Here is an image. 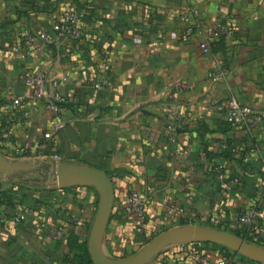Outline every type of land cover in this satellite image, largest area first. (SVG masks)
Masks as SVG:
<instances>
[{"label": "crops", "instance_id": "obj_1", "mask_svg": "<svg viewBox=\"0 0 264 264\" xmlns=\"http://www.w3.org/2000/svg\"><path fill=\"white\" fill-rule=\"evenodd\" d=\"M187 7L200 21L233 25L235 34L202 54L198 37H179ZM64 11L79 15L80 39L61 42L59 57L25 54L22 30L49 31ZM211 57L227 69L221 81L206 77ZM25 65L56 75L59 92L76 98L57 117L59 129L51 139L43 134L54 117L34 105L30 88L17 78ZM104 78L111 86L96 88ZM180 85L192 88L168 99L167 88ZM14 94L20 105L9 115L2 104ZM228 97L264 111V0H0V157L9 164L26 163L56 153L60 160L104 171L113 185L102 237L109 258L127 257L153 235L186 224L244 239L236 220L262 199L255 183L264 189V121L252 128L229 123L215 108ZM171 104L185 120L174 142L164 130ZM225 149L232 156H223ZM215 167L222 169V178ZM233 176L238 183L230 182ZM45 179L33 168L0 174V193L10 191L0 202V264H65L75 254L71 241L87 247L96 189L58 188ZM129 190L147 197L141 223L122 210ZM21 207L31 213L15 222ZM258 222L264 226V206ZM56 224L68 227L61 241L47 234ZM257 245L264 248V238ZM194 252L213 263L226 254L211 245L175 243L146 264H182L192 261Z\"/></svg>", "mask_w": 264, "mask_h": 264}, {"label": "built area", "instance_id": "obj_2", "mask_svg": "<svg viewBox=\"0 0 264 264\" xmlns=\"http://www.w3.org/2000/svg\"><path fill=\"white\" fill-rule=\"evenodd\" d=\"M197 11L192 7H187L186 11L181 15V20L184 23L179 37L182 40L194 36L198 37L200 52L204 55L211 54L212 47L222 38H231L235 34V27L230 24L222 23L218 20L210 22L200 21L197 18ZM83 34L80 26L79 15L72 11H64L58 19L50 24V30L41 29L33 31L23 29L20 35L19 44L24 49L25 54L32 55L33 53L43 54L47 57L60 56L56 51L57 46L63 41H77ZM227 69L215 58L211 57L208 63L206 77L214 81H221L225 78ZM17 78L23 81L31 91V96L35 106L43 105L54 117L51 123L50 130L43 134L45 139H51L58 131L59 124L56 119L59 117L63 109L68 104L76 102L75 97H65L59 92V78L47 71L35 69L30 65H25L17 74ZM96 88L111 86V81L104 78L99 82L94 83ZM7 88L11 90V85ZM192 88L191 85H180L177 89L167 88L166 97L174 100L179 92H184ZM20 98L17 95H12L11 99L2 104L3 110L9 115L18 109ZM176 105L171 104L164 115V130L166 138L169 142H174L177 138L178 129L185 124L184 118L175 110ZM215 108L222 111L226 120L234 125L245 128H252L256 124L264 121V111L255 110L246 104L239 103L235 98L228 97L215 104ZM226 147L225 144L222 145ZM20 152L17 150V153ZM175 154H179L180 150L176 149ZM59 161L60 157L54 153L49 158ZM37 159L30 160L32 165L39 174L45 178H52L53 172L49 171L43 164L38 163ZM219 178L223 177V172L220 167H215ZM249 174L248 170H243L242 175ZM232 184L239 182L238 176H233L230 180ZM258 188V192L262 199L259 204L252 203L248 206L246 213L240 215L236 220V225L244 230V239L248 242H262L264 238V226L258 222L261 217V207L264 206V189L259 183L254 185ZM147 202V197L136 190H129L125 195V201L122 210L126 215H131L137 219L139 223L144 220V207ZM31 213L28 207L17 209L12 217L13 221L19 222L24 215ZM2 214L0 212V221ZM79 221L77 217L71 219L72 224ZM68 233V227L65 224H56L47 230L50 238L61 241ZM185 251V249H184ZM192 261H182V264H247L246 261H241L236 258H231L226 254H221L219 261H208L207 258L198 253H192Z\"/></svg>", "mask_w": 264, "mask_h": 264}, {"label": "water", "instance_id": "obj_3", "mask_svg": "<svg viewBox=\"0 0 264 264\" xmlns=\"http://www.w3.org/2000/svg\"><path fill=\"white\" fill-rule=\"evenodd\" d=\"M53 172L45 183L58 188L73 185L93 186L98 193L96 211L89 229L87 250L93 264H146L164 248L175 243L218 244L246 258L264 264V248L225 230L203 225L186 224L169 227L148 240L140 249L123 258H109L102 251V237L110 217L113 185L108 175L95 167L68 161L38 160ZM26 163H7L0 157V174L21 168H35Z\"/></svg>", "mask_w": 264, "mask_h": 264}, {"label": "trees", "instance_id": "obj_4", "mask_svg": "<svg viewBox=\"0 0 264 264\" xmlns=\"http://www.w3.org/2000/svg\"><path fill=\"white\" fill-rule=\"evenodd\" d=\"M222 155L223 156H226V157H229V156H232V153H231L230 150L225 149V150H223ZM44 166L45 167H48L46 164H44ZM9 192L10 191H4V192L0 193L1 194L0 197L1 196L3 198H5V196L6 197H9V195H10ZM2 197L0 198V202H3ZM6 200H8V199H6ZM235 234L238 235V236H240V234H238V233H235ZM145 242H147V240L144 241L143 243H145ZM69 245H70L71 250H74L75 251V254L69 260L64 261L65 264H92V261L90 259L89 254H88V251H87V247H86V243L85 242L82 243V242H78L77 240H75V241H71ZM192 245L195 246V247H200V245L201 246L211 245L212 247L218 249L219 251H224L229 257H231L232 255H238L240 257V259H242L243 261H246L247 264H260L259 262L255 261L253 259L243 257V256H241V255H239V254H237V253H235V252L227 249L226 247H223V246L218 245V244L203 243V242H200V243L194 242V243H192Z\"/></svg>", "mask_w": 264, "mask_h": 264}, {"label": "rangeland", "instance_id": "obj_5", "mask_svg": "<svg viewBox=\"0 0 264 264\" xmlns=\"http://www.w3.org/2000/svg\"><path fill=\"white\" fill-rule=\"evenodd\" d=\"M140 247H137L135 250L139 249Z\"/></svg>", "mask_w": 264, "mask_h": 264}]
</instances>
